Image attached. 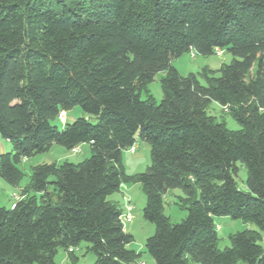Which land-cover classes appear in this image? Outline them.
<instances>
[{"label": "trees", "instance_id": "1", "mask_svg": "<svg viewBox=\"0 0 264 264\" xmlns=\"http://www.w3.org/2000/svg\"><path fill=\"white\" fill-rule=\"evenodd\" d=\"M217 50L234 57L219 75L204 67L182 76L173 66ZM158 74L159 104L142 98ZM213 102L239 130L209 115ZM75 107L88 118L52 125ZM0 136L13 145L0 155V177L13 185L24 177L19 165L54 144L92 152L79 164L32 168L15 208L0 207V264H57L60 250L78 264L83 242L94 264L135 263L141 253L128 248L123 208L109 200L127 184L147 197L155 233L145 248L155 264H264V0H0ZM138 139L151 164L130 175L122 153ZM172 189L186 195L178 224L164 213ZM220 217L257 230L220 250Z\"/></svg>", "mask_w": 264, "mask_h": 264}, {"label": "rangeland", "instance_id": "2", "mask_svg": "<svg viewBox=\"0 0 264 264\" xmlns=\"http://www.w3.org/2000/svg\"><path fill=\"white\" fill-rule=\"evenodd\" d=\"M234 57L228 51H222L221 55L215 54L204 57L197 54H186L173 62V66L182 76L189 74H198L204 67H209L218 74V71L223 65H228L233 61ZM163 75L158 74L155 80L147 85L146 90L142 92V98L147 99L152 96L159 104L163 99V91L161 87V79ZM66 113L65 121L59 117L55 118L51 123L61 130L67 124L74 123L78 118H88L80 107H75ZM209 115L215 117L217 122H225L230 130H239L240 125L233 118L232 115L225 112L224 109L216 102H213L208 110ZM92 122L96 120L91 119ZM137 151L132 154L129 150L122 153V164L127 174H140L145 172L147 167L151 164V150L148 143L138 139L136 144ZM79 153L74 150H68L60 145L54 144L49 151L38 154L30 159L24 160L19 168L23 171L24 177L20 184L13 185L8 183L5 179L0 177V207L11 209L15 203V197L21 198L23 191L27 189L32 175V168L41 164H62L70 162L79 164L91 157V147L89 144H83L78 147ZM13 145L0 136V155L11 153ZM239 169L236 178L240 189L245 190V182L247 179V170L242 163H237ZM33 194V193H32ZM124 198L130 199L135 206L134 221L126 226L127 232L134 236V241L128 246L129 249L141 253V257L133 264H155L153 257L147 252L145 244L148 238L154 235L155 225L144 218V209L147 203V197L142 190L140 184H127L121 191L109 197V200L124 208ZM185 193L181 189L169 190L164 196L165 210L164 213L171 219L173 224L181 223L188 216L187 205L184 199ZM215 225L218 231V247L220 250L231 248L230 237L237 232L244 230H257L256 226L245 224L240 220H233L230 217L216 218ZM261 244L264 247V232H261ZM90 245L83 242L75 253L79 258L78 264H94L96 262V255L89 250ZM57 264H69L67 255L64 250H60L56 256ZM191 264H197L191 262Z\"/></svg>", "mask_w": 264, "mask_h": 264}, {"label": "built area", "instance_id": "3", "mask_svg": "<svg viewBox=\"0 0 264 264\" xmlns=\"http://www.w3.org/2000/svg\"><path fill=\"white\" fill-rule=\"evenodd\" d=\"M218 55L222 54V50H217L216 51ZM192 55L194 56V53H192ZM226 112L228 111L227 108L224 109ZM59 118L63 121H65L66 119V113L65 112H61L59 114ZM81 149H79L78 147L74 149V152L77 154L80 152ZM129 151L134 154L137 151V147L136 145L133 146L132 148L129 149ZM18 201V198L15 199V203ZM15 203L12 205V208H15ZM134 210H135V206L132 204L130 199L124 198V208H123V212L121 215V223L122 225L126 228L127 225L131 224L134 221ZM219 229V227L217 228V230ZM70 252H72V249H70Z\"/></svg>", "mask_w": 264, "mask_h": 264}, {"label": "crops", "instance_id": "4", "mask_svg": "<svg viewBox=\"0 0 264 264\" xmlns=\"http://www.w3.org/2000/svg\"><path fill=\"white\" fill-rule=\"evenodd\" d=\"M126 185H124V187H125ZM17 197H15V199H16ZM20 199H22V196H21V198ZM19 198H18V200H20Z\"/></svg>", "mask_w": 264, "mask_h": 264}]
</instances>
